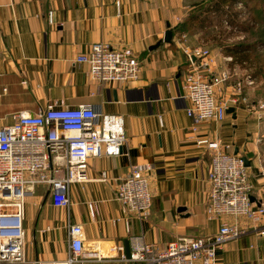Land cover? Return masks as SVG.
I'll return each instance as SVG.
<instances>
[{"label":"crops","instance_id":"crops-1","mask_svg":"<svg viewBox=\"0 0 264 264\" xmlns=\"http://www.w3.org/2000/svg\"><path fill=\"white\" fill-rule=\"evenodd\" d=\"M198 1L0 0V124H10L20 113L37 114L56 102L70 108L85 105L123 116L128 139L123 156L88 160L87 181L71 185L68 209L56 207L45 186L36 187L26 199L25 264L65 261L70 223L83 225L87 251L93 246L98 252L83 264H137L127 257V241L131 250L142 238L165 249L178 238L216 235L223 220L207 216L212 159L196 138L218 135L232 145L231 153L246 157L254 195L264 198V111L248 106L264 103V96L250 67H244L248 60L228 63L219 49L210 50L215 73H231L218 100L228 101L243 82L240 97L249 102L231 107L235 119L228 114L223 122L192 133L183 89L190 69L184 47L204 46L194 39L195 33H186L184 42L176 27ZM169 30L173 38L168 44L164 39ZM96 43L131 48L143 67L140 78L125 84L92 81L90 66L77 58L89 54ZM249 76L254 86L247 85ZM136 164L153 165L148 173L152 209L143 222L117 199L119 185ZM89 203L95 206L94 215ZM238 223L245 235L220 248L216 264H264V221Z\"/></svg>","mask_w":264,"mask_h":264},{"label":"built area","instance_id":"built-area-1","mask_svg":"<svg viewBox=\"0 0 264 264\" xmlns=\"http://www.w3.org/2000/svg\"><path fill=\"white\" fill-rule=\"evenodd\" d=\"M48 20L52 24L53 12ZM185 42L186 36L182 37ZM190 69L184 79L185 99L193 134H199L209 123L218 124L227 111L242 101L245 88L237 84V94L228 101H219L217 93L229 80L231 73H215L210 67L211 52L202 47H184ZM228 63L232 57H224ZM78 63L90 66V78L100 84L137 81L142 64L131 48H114L96 43L91 52L77 58ZM247 85L255 80L247 77ZM53 103L37 114L14 115L10 124H0V264L26 263V234L24 220L26 199L36 187L45 186L56 207L68 209L73 184L87 181L88 160L121 157L128 144L125 119L121 115L98 113L91 107L76 108ZM254 112L264 111V103H248ZM261 119V117H259ZM197 146L211 155L207 216L223 220L216 235L210 237H182L170 242L165 249L137 240L129 261L137 264H216L217 252L224 245L239 240L246 230L240 226L244 219L254 225L264 221V198L254 195L255 187L244 157L230 152L232 145L214 138H196ZM152 164L132 165L129 176L117 190V199L128 214L143 222L150 217L152 193L148 173ZM264 183V169L261 173ZM255 197L256 201H252ZM94 215L95 206L89 203ZM233 218L234 222L226 221ZM264 235V232H262ZM93 246L86 249L83 225H69V257L62 262L37 264H83L97 257ZM124 252V248L120 247ZM125 260V256L122 257Z\"/></svg>","mask_w":264,"mask_h":264},{"label":"rangeland","instance_id":"rangeland-1","mask_svg":"<svg viewBox=\"0 0 264 264\" xmlns=\"http://www.w3.org/2000/svg\"><path fill=\"white\" fill-rule=\"evenodd\" d=\"M209 1L211 0L195 2L190 11L202 10ZM223 11L222 14H212L203 31L196 29L194 39L209 51L219 49L222 56L226 57H232L224 51L226 47L243 43L253 46L247 52L232 58L239 61L248 60L244 67H250L248 72L256 77L257 90L262 91L264 96V40L258 38L264 31V0H237Z\"/></svg>","mask_w":264,"mask_h":264},{"label":"trees","instance_id":"trees-1","mask_svg":"<svg viewBox=\"0 0 264 264\" xmlns=\"http://www.w3.org/2000/svg\"><path fill=\"white\" fill-rule=\"evenodd\" d=\"M237 0H211L209 4L206 5L202 10L197 12H190V15L186 20L181 22L176 30L179 32L180 36L183 37L186 33L193 32L197 29L202 30L205 29V25L208 23L210 16L215 13H224V9L228 5L235 4ZM260 40H264V31L261 35L258 36ZM262 42V41H261ZM251 45L248 44H238L235 46L226 47L224 51L227 52L228 55L237 56L247 52L250 49Z\"/></svg>","mask_w":264,"mask_h":264},{"label":"water","instance_id":"water-1","mask_svg":"<svg viewBox=\"0 0 264 264\" xmlns=\"http://www.w3.org/2000/svg\"><path fill=\"white\" fill-rule=\"evenodd\" d=\"M172 38H173V34H172V31L169 30L166 34H165V39H164V42L165 43H171L172 42ZM160 44H157L156 46L152 47L151 50H155L156 48L159 47ZM234 109L230 108L228 111H227V114L229 115H234V119L236 118V115L234 113ZM236 154H238V151H236ZM244 161L246 162V166L249 168L251 166V164L249 163L248 159L246 157H244ZM50 193H48L49 195ZM252 201L255 202L256 199L255 197H252ZM184 211V210H182ZM126 251H127V257L130 258L131 256V247H130V243L129 241L126 242Z\"/></svg>","mask_w":264,"mask_h":264}]
</instances>
